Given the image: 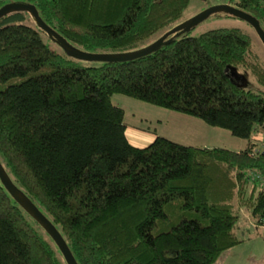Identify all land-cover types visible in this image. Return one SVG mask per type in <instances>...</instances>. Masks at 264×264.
Segmentation results:
<instances>
[{"label": "trees", "instance_id": "16d2710c", "mask_svg": "<svg viewBox=\"0 0 264 264\" xmlns=\"http://www.w3.org/2000/svg\"><path fill=\"white\" fill-rule=\"evenodd\" d=\"M22 1L34 3L69 42L98 52L148 44L176 25L190 2ZM224 2L264 28V0ZM191 29L141 57L84 60L53 48L28 11L0 17V160L79 264H213L243 240L239 194L256 223L264 217V184L252 177L264 175V148L252 140L264 127V90L227 71L248 69L264 87V64L241 28ZM116 92L198 116L248 144L198 146L158 134L136 146L125 109L112 101ZM0 264H68L1 178Z\"/></svg>", "mask_w": 264, "mask_h": 264}, {"label": "rangeland", "instance_id": "374dc122", "mask_svg": "<svg viewBox=\"0 0 264 264\" xmlns=\"http://www.w3.org/2000/svg\"><path fill=\"white\" fill-rule=\"evenodd\" d=\"M11 1L21 2L22 0H7V2ZM217 1L224 2L225 0H190L179 22L194 16ZM216 27H238L249 33L252 38L253 52L259 56L264 64V44L254 26L242 17L230 15L226 12L212 13L197 23L190 30V34L198 35L203 31ZM43 35L53 48H60V45L48 34L43 33ZM232 69L233 67L228 66L227 71L232 78L242 85L264 90V87L248 69ZM112 101L125 108V121L127 123L153 126L150 123L151 121L156 124L159 119H163L162 130L167 134V137L185 144L222 146L235 150L244 148L248 144V138L236 136L228 128L209 124L202 118L189 113L163 107L120 92L112 95ZM252 140L256 142L257 150L264 148V127L255 129ZM240 196L239 194L236 198L241 210L238 234L243 240L224 250L213 264H264V229L261 225L255 223L250 209L247 205L241 203Z\"/></svg>", "mask_w": 264, "mask_h": 264}, {"label": "water", "instance_id": "95a60500", "mask_svg": "<svg viewBox=\"0 0 264 264\" xmlns=\"http://www.w3.org/2000/svg\"><path fill=\"white\" fill-rule=\"evenodd\" d=\"M14 10H26L34 18L38 26L44 29L48 35L55 40L65 52L78 59L84 60H101V61H124L130 60L143 55L153 52L158 48L164 41L169 42L172 38L169 36L178 31H187L195 26L197 23L207 18L210 14L216 12H226L230 15H235L244 18L249 23H251L256 32L258 33L261 41L264 44V28L260 24L259 19L251 14L250 12L244 10L243 8L227 3L220 2L214 3L207 6L205 9L201 10L194 16L179 22L174 25L163 34L158 36L153 41L145 44L141 47L125 50V51H87L84 50L71 42L68 41L60 32H58L54 27L48 24L40 15L37 6L31 2H17L11 1L3 4L0 7V17L3 15L14 11ZM233 67L232 70H235ZM0 178L5 187L9 190L12 196L46 229V231L53 237L59 248L61 249L68 264H79L73 251L71 250L65 237L55 225V223L39 208V206L26 194V192L20 188L12 179L2 161L0 160Z\"/></svg>", "mask_w": 264, "mask_h": 264}, {"label": "crops", "instance_id": "0c3cea01", "mask_svg": "<svg viewBox=\"0 0 264 264\" xmlns=\"http://www.w3.org/2000/svg\"><path fill=\"white\" fill-rule=\"evenodd\" d=\"M125 115H126V110H125ZM150 123L153 126H149V125L143 126L141 124H135V123L129 124L126 122L127 125L126 134L132 144L143 147L151 143L158 134L167 136V134H165L164 131L162 130L163 119H159V121L156 124H154L152 121ZM190 145H198V144H190ZM198 146H207V145H198Z\"/></svg>", "mask_w": 264, "mask_h": 264}, {"label": "built area", "instance_id": "2783aa9c", "mask_svg": "<svg viewBox=\"0 0 264 264\" xmlns=\"http://www.w3.org/2000/svg\"><path fill=\"white\" fill-rule=\"evenodd\" d=\"M252 177H253V178L260 179L261 182L264 184V175H262L261 173L254 172V173L252 174ZM255 223H256V222H255ZM256 224L261 225V226L263 227V229H264V217H263L259 222H257Z\"/></svg>", "mask_w": 264, "mask_h": 264}]
</instances>
